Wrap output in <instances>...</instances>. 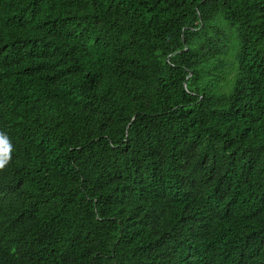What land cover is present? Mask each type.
Here are the masks:
<instances>
[{
  "label": "trees",
  "instance_id": "16d2710c",
  "mask_svg": "<svg viewBox=\"0 0 264 264\" xmlns=\"http://www.w3.org/2000/svg\"><path fill=\"white\" fill-rule=\"evenodd\" d=\"M0 264H264V0H0Z\"/></svg>",
  "mask_w": 264,
  "mask_h": 264
},
{
  "label": "clouds",
  "instance_id": "9594fccd",
  "mask_svg": "<svg viewBox=\"0 0 264 264\" xmlns=\"http://www.w3.org/2000/svg\"><path fill=\"white\" fill-rule=\"evenodd\" d=\"M11 146L4 137H0V170H3L10 162Z\"/></svg>",
  "mask_w": 264,
  "mask_h": 264
}]
</instances>
